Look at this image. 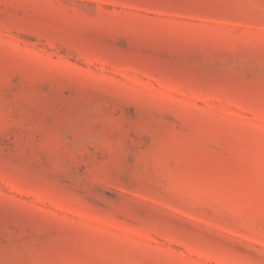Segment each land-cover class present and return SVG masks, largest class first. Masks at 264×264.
Returning a JSON list of instances; mask_svg holds the SVG:
<instances>
[{"label":"rangeland","instance_id":"1","mask_svg":"<svg viewBox=\"0 0 264 264\" xmlns=\"http://www.w3.org/2000/svg\"><path fill=\"white\" fill-rule=\"evenodd\" d=\"M0 264H264V0H0Z\"/></svg>","mask_w":264,"mask_h":264}]
</instances>
